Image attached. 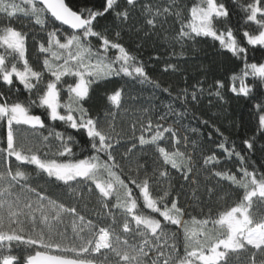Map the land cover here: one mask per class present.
Listing matches in <instances>:
<instances>
[{"label":"snow or ice","instance_id":"1","mask_svg":"<svg viewBox=\"0 0 264 264\" xmlns=\"http://www.w3.org/2000/svg\"><path fill=\"white\" fill-rule=\"evenodd\" d=\"M170 21L179 25L172 36ZM133 31L181 48L211 38L243 65L231 93L256 100L254 89H264V62H249L250 51L264 49V0H0V264H264V170L250 161L264 154V100L238 145L219 115L193 110L206 93L224 101L225 84L198 81L173 96L123 43ZM114 78L171 101L154 122L152 108H124L121 86L92 115L94 85ZM122 111L143 117L130 143L117 130ZM200 126L209 129L203 140ZM176 178L184 183L174 186ZM202 184L209 200L235 194L234 205L192 216L180 199L187 186L203 204Z\"/></svg>","mask_w":264,"mask_h":264},{"label":"trees","instance_id":"2","mask_svg":"<svg viewBox=\"0 0 264 264\" xmlns=\"http://www.w3.org/2000/svg\"><path fill=\"white\" fill-rule=\"evenodd\" d=\"M73 3L77 0H72ZM82 3L83 0H80ZM183 4L190 5L193 0H180ZM231 3V0H226ZM236 17L233 16L235 21ZM102 23H110L102 21ZM241 23H243L241 21ZM17 27H21L20 23L16 24ZM179 25L169 22L166 25L167 35L172 36L175 34ZM95 43V41H93ZM123 43L137 55L147 66L149 75L156 81H158L162 87H169L172 91V95L175 96L176 92L182 88H191L192 85L197 84L198 81L203 83V86L207 88L212 85L215 80H221L225 84V88L222 89L224 95V101L217 102L214 97H208L207 93L202 98L201 103L193 109L197 115L203 114V118H207L210 115H219V119L216 123L225 130L226 135H230L232 140L240 144V138L242 136H251L252 131L256 125V117L254 115V105L260 100H264V89L255 90L253 95L258 98L256 100H249L246 97H236L231 93V76L233 74H239L243 68L241 61L232 58L230 54L224 55L221 50L218 49V42H213L211 38H201L194 44H187L183 48L180 45L173 47L167 41L163 39H151L143 38V33L137 34L133 32H126L123 36ZM140 47H137V45ZM30 59L35 60V49L31 46L30 42ZM175 52V55H173ZM158 56L159 61L153 59ZM249 62H264V49L257 47L255 50L249 52ZM172 63L177 66L176 71L168 70L164 71L166 64ZM251 80V77H249ZM125 89V104L124 108L129 110H138L144 107L152 108V119L155 122V113L164 110L165 106L171 101V97L162 93L159 90H152L147 85H142L131 81L129 78H114L111 82H101L98 86L94 85V91L92 92V99L88 101L86 107L90 108L92 115L102 113L105 108V97L114 88L121 87ZM2 90V89H0ZM209 99L212 100V104L209 105ZM42 112L43 109L37 110ZM142 115L139 112L125 115L123 111L118 118V131L123 130L124 140L126 143L131 141V124L137 119H142ZM187 120L185 124L187 125ZM192 126L196 127L195 121H192ZM58 130H63V126L57 124ZM202 134L200 139L203 140L209 131L207 128L200 126ZM136 135H139L137 131ZM78 139H81L77 137ZM264 145V140H261L257 144V149ZM167 146V145H165ZM77 155H81L79 147L75 149ZM123 151V149H121ZM148 155H152V149L148 147ZM250 161L257 170H264V154L256 151L254 155L250 157ZM227 167L231 168L229 164ZM175 176V174L173 173ZM43 185V181H40ZM184 183L179 178L174 180V186L178 187L179 184ZM48 187L47 185H44ZM224 193H231L227 183L221 185ZM54 195L59 194L62 190L55 187L51 188ZM187 196H181L180 203L182 206L188 208L189 213L192 216H196L197 219L206 218L209 212L212 216L223 210L226 206L234 205L237 199L235 194L226 196L225 199H218L217 196H213L211 200L208 199V194L204 191L203 184L201 185L199 192L200 198L204 201L203 204H197L192 200V189L185 187L184 189ZM218 195L219 193L218 186ZM65 201L67 198L65 197ZM95 203V198L89 203V208ZM83 209V205H81ZM174 228V226H173ZM182 251V248H181Z\"/></svg>","mask_w":264,"mask_h":264}]
</instances>
